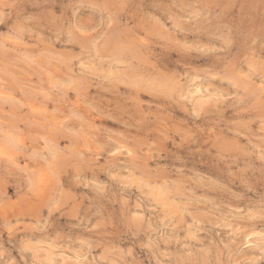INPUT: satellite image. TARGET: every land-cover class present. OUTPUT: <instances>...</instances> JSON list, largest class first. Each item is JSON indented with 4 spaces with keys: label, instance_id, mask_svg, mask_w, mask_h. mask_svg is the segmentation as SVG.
<instances>
[{
    "label": "rangeland",
    "instance_id": "rangeland-1",
    "mask_svg": "<svg viewBox=\"0 0 264 264\" xmlns=\"http://www.w3.org/2000/svg\"><path fill=\"white\" fill-rule=\"evenodd\" d=\"M0 264H264V0H0Z\"/></svg>",
    "mask_w": 264,
    "mask_h": 264
}]
</instances>
